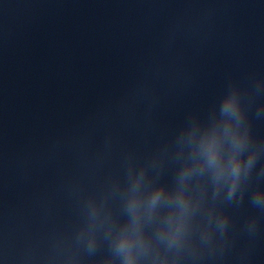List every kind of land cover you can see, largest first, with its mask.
I'll list each match as a JSON object with an SVG mask.
<instances>
[{"label": "clouds", "instance_id": "clouds-1", "mask_svg": "<svg viewBox=\"0 0 264 264\" xmlns=\"http://www.w3.org/2000/svg\"><path fill=\"white\" fill-rule=\"evenodd\" d=\"M224 99V98H223ZM222 113L226 114L230 119L235 120L237 125L246 117L245 108L242 107L240 99L235 95H229L226 99H224L223 107L221 109ZM259 114V113H258ZM182 130L178 136L181 137L183 134ZM250 125L244 131H240L239 129L233 130L230 127L225 128V139L228 140L229 143L233 146V153L229 157L228 164L226 167H220L217 162L218 158V141L213 135L210 139L206 141V143L202 146V152L207 158V163L214 167L216 170V175L218 177L231 178L232 184L229 188V199L235 193L238 182L243 174L244 176H248L256 162V155H250L246 161H242L240 158V153L243 152L245 147L249 143L250 139ZM143 167V166H142ZM135 168V164L133 162H129L128 165V175L131 169ZM261 174L264 175V169H261ZM91 199H88V203L90 205ZM158 199V194L153 198V203ZM253 204L264 210V198L261 197L259 192L253 196ZM135 204L132 203L129 205V211H134ZM229 224V216L223 211L220 212L217 221V227L221 232V235L225 233ZM249 227L251 229H255L256 221L253 219ZM116 250L118 253L124 256V264H134L133 258L130 255V246L127 243V238L122 236L117 244Z\"/></svg>", "mask_w": 264, "mask_h": 264}]
</instances>
